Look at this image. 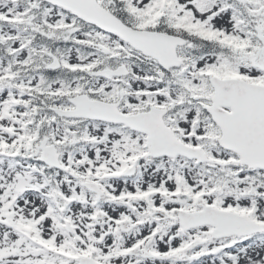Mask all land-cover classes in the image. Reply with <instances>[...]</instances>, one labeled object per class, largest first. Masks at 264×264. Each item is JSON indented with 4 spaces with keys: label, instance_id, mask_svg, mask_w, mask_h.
I'll list each match as a JSON object with an SVG mask.
<instances>
[{
    "label": "snow or ice",
    "instance_id": "snow-or-ice-1",
    "mask_svg": "<svg viewBox=\"0 0 264 264\" xmlns=\"http://www.w3.org/2000/svg\"><path fill=\"white\" fill-rule=\"evenodd\" d=\"M0 264H264V0H0Z\"/></svg>",
    "mask_w": 264,
    "mask_h": 264
}]
</instances>
